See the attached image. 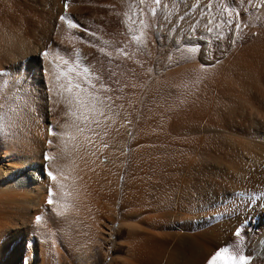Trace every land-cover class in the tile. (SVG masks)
<instances>
[{"label": "bare ground", "instance_id": "obj_1", "mask_svg": "<svg viewBox=\"0 0 264 264\" xmlns=\"http://www.w3.org/2000/svg\"><path fill=\"white\" fill-rule=\"evenodd\" d=\"M236 1L243 16L214 49L207 41L215 39L205 41L199 34L164 36L169 22L163 0H138L139 13L132 20L141 45L113 31L96 34L106 39L98 60L73 45L78 33L69 27L68 5L59 11L66 17L63 24L46 32L1 26L0 241L16 248L11 258L23 252L19 238L32 224L38 228L46 219L53 225L63 214L86 223L102 216V201L114 204L115 193L108 192L111 185L118 187L125 159L120 150L127 142L136 158L129 201L134 237L128 238L121 264H208L224 247L244 255L249 264H264V0ZM5 4L0 0V15L7 13ZM109 7L120 13L124 6L112 0ZM87 102L121 111L130 127L123 139L118 137L123 143L108 140L109 151L101 152L104 144H97L99 159L90 142L83 145L87 156L72 149L75 122L87 116L80 110ZM177 145L201 149L203 158L198 155L200 161L186 167V185L170 206L154 205L148 186L155 157ZM114 222L106 227L109 238ZM49 247L39 241L35 264ZM32 262L25 255L24 263Z\"/></svg>", "mask_w": 264, "mask_h": 264}, {"label": "rangeland", "instance_id": "obj_2", "mask_svg": "<svg viewBox=\"0 0 264 264\" xmlns=\"http://www.w3.org/2000/svg\"><path fill=\"white\" fill-rule=\"evenodd\" d=\"M5 1L6 2H4L3 0V3L7 4L4 5L5 9H7V13L5 15H2L1 13L0 16L2 17L0 19V23L2 22V24H0V27L3 24L7 26V27L4 26V28L6 29H12V28L22 29L28 27L37 30L38 32L49 31L52 27H54V25L55 27H60L63 24V20L60 19L62 15L59 14L60 8L65 5H68L69 8L68 12L72 13V15L71 13H69V17H71L69 20L72 23L78 25V27L75 28L70 27L75 31V33H78L77 34L78 36H76L78 43L77 44L74 43L73 45L75 47H78L81 51L83 50L84 52L83 51L82 52L84 53V55L85 54H87L88 56L91 55L90 56L91 58L92 57L96 58L97 56V60L102 55V51H103L102 48L104 47V43L106 39L97 37L96 34H103L105 37L108 32L113 31L116 34L123 36L126 39L128 38L130 39L135 34V31H133L134 29L133 26L135 24V21L133 20L136 19L139 13V10H137L139 9L138 0H128V1L120 0L121 4L124 6L121 9L123 11L120 10V13L119 11H116L114 8L109 7V2H112V0H72V1L71 0H5ZM164 1L167 2V4ZM113 2H119V0H113ZM163 2L165 3V5L168 6L167 10L165 11L168 14L167 17L169 22L166 24L167 27L165 26L164 29H162L164 36H173L174 34L175 36H178V35H183V33H194L196 35L199 34L198 36H201L202 39L205 41L212 40L214 38L215 40L207 41L211 49H214L217 43L220 42V40L222 41V39L216 41V39L219 38L220 34H222L221 36H223V40H224V38L233 30L232 28H234L236 23H239L237 22V20H240V18L243 16V11H242L243 9L241 8L240 4H239L240 6L239 5L236 6L238 3L236 0H163ZM164 3L162 4L164 5ZM70 4H72L73 6ZM75 4L77 5L75 6ZM231 5H233V7ZM130 6L132 7V9ZM163 11L164 9H162V12ZM166 12H163V14ZM125 13L127 16L125 15ZM19 16L20 19H18ZM3 18L8 19V20L5 19L7 21L6 24ZM127 18L130 20H128ZM27 19L29 22L27 21ZM71 19H73V21ZM13 20L15 21V23ZM22 21H26L25 22L26 25H24V27L20 26V23ZM131 21L134 23H131ZM209 21H213L212 27L216 29L212 33H209L207 28ZM225 21H229L230 26L226 25L224 23ZM15 25L17 27H15ZM217 25H221V27L217 28ZM2 28L3 27H1L0 31L2 30ZM130 29H132V31ZM206 31L208 32L206 33ZM130 33H132L133 35ZM211 42L214 43L211 44ZM84 43H93V45L96 47L84 48L82 46V44ZM158 77H159V81L164 80V76L159 75ZM0 79H1L0 80V88H1L4 80L3 76H1ZM89 103H91V101ZM89 103L86 106L83 105V107H80L81 108L80 110H82V112H84V114L87 115V116L85 115L87 118L86 117L83 118L81 117V115L78 116L81 117V119L83 118L84 120L79 121L80 118H78L79 120L77 119L78 121L76 120L75 125L79 124V126H77L79 130L75 128L76 130H74L75 132L73 134L74 137L77 138L74 139L76 140L75 143L74 140L71 141L73 142L71 143L73 144L74 147L73 148L71 146L73 151L77 152V154L80 156H83L84 154L86 156L88 155L87 153H84L87 151H85L86 148H84L85 146L83 147V145L85 144L88 146L89 142L91 143L90 145L94 151V155H96L95 154L96 149L98 151L101 150L100 147H98L99 143L104 144L103 147H101L104 150L102 149L101 152L104 151L105 153L109 151L108 149H111L109 145V141L114 140V137L117 140H119V138L123 139L125 136L122 137V135H126L127 133H129L130 130V127H128L129 126L128 122L125 120L123 121V119L121 120V118H124L122 117L123 114L121 111H120L121 114H119L117 109H114V107H112L113 109H111L110 107L111 111L114 112L116 110L118 112L117 114L116 112H114L115 113L114 115V113L110 112V110H108L105 106H104L105 108H102L103 106L102 107L100 106L102 108L101 109L99 108L98 104L96 105L92 104L91 106ZM118 114L122 116H119ZM261 122H264V120ZM75 125L73 126L75 127ZM111 138L113 139L111 140ZM122 139H120L119 142L118 141L117 142L119 144L123 143ZM77 144H79L80 146H78ZM177 146H178L177 148L176 146L174 147L176 149L172 148L173 150L170 149L166 152L158 154L159 157L158 156L155 157L154 166H156V168H154L155 170H153V173L154 172L155 173L152 174L150 178V181L151 180L152 181L151 184L149 183L150 186H148L151 187L149 190V195H150V200L152 199L151 201L153 202L154 205H157L158 201L159 202L161 201L160 203H158L159 205L165 203L161 206H165V207L170 206L171 204L170 205L167 204L173 203L176 200V197L179 196L177 194L180 193L181 190L180 188L186 185V178L188 176L187 173H188V168L190 166L189 165L190 162L191 163H194V161L198 162L200 161V159L198 160V158H200V156L202 157L201 149L198 150L197 148L193 149L194 147L187 149L186 146H183V148H181V145H177ZM184 147L185 149H187V152L184 149ZM70 149L68 150L71 151L72 149L71 150ZM196 151H198L199 154H197ZM96 153H97L96 155L97 159H99L100 152H96ZM104 153H101L102 163L107 162L106 155ZM120 154L122 156L125 154V159L122 164L123 166H121L120 168V172H119L120 175L117 180V183L119 181L118 187L113 186L112 189V185H111L109 188L111 190L108 192V193L111 192L110 193L111 195H114L115 193V195L113 196L114 204L109 205L108 203L110 202L111 204L112 203L111 201L103 200L102 201L103 206H101V209L102 207L105 206L104 208L105 211L104 209H102L101 211V213L103 214L102 216L99 214L98 217L97 216L92 217L91 222L86 223L79 220L77 221L76 218L68 217L65 216L64 214L63 215L60 214L61 215L60 218H56V221L58 219L59 220L57 222L55 221L56 223L60 222L59 224L53 222L52 225V223H50V221L46 219H45L46 222L42 223L41 226H38V228L37 226H34L32 224L31 225L32 228L29 227L31 230L27 228L28 230H26L25 235L19 238V241L21 242L22 246L24 245L23 246L24 249H22L23 252H20L17 258L15 259L11 258L12 252L14 251L13 245L8 244L7 246L6 245L7 243L5 241L3 245L1 244V242L3 241H0V264H25L24 263L25 255L31 258V261H33L32 264H35L36 261L35 256L37 255L36 254L37 252L35 251H37L36 246L39 243V241H43L45 243L50 244L49 249H51V251L50 250L48 251V249L46 250V252L48 253H45V256L43 260H41L42 262H40V264H118L119 262L121 264L120 260H122L126 256V250L128 247L127 243L128 241H130L131 237H134L133 234H131L130 236L129 233L131 226L134 224L130 218L129 201L131 198L130 195L132 193V186H133V174H132L134 169L133 165H135L136 163L135 160L136 158L131 156L130 145H128L127 142H126L125 151L120 150ZM96 156L95 157L93 156L91 160L95 159L96 161H98L96 159ZM196 158L198 161L195 160ZM187 166L188 168L186 169ZM179 185L181 187H179ZM222 194L223 193L221 192L218 195L219 198V199L217 198L218 201L221 200L223 196ZM103 211L106 213H104ZM65 217L67 218L65 219ZM111 219H113L115 222L112 227V238H109V236L105 231ZM1 222H7V221L3 220ZM82 226L84 227L82 228ZM91 226L92 227L96 226L95 227L96 232H94L95 230ZM89 228L91 229V231L93 230L92 232H94L93 233L94 235H92V233L89 231L90 230ZM27 231H29L28 234ZM52 241H54L55 243ZM26 250L28 251V253L31 252V254L28 255V253H26L27 252ZM37 258L38 257H36V259ZM16 259L18 260L16 261Z\"/></svg>", "mask_w": 264, "mask_h": 264}, {"label": "snow or ice", "instance_id": "obj_3", "mask_svg": "<svg viewBox=\"0 0 264 264\" xmlns=\"http://www.w3.org/2000/svg\"><path fill=\"white\" fill-rule=\"evenodd\" d=\"M144 0H141V3H143ZM154 3L159 4L160 0H153ZM67 7V5H66ZM152 15L155 16L156 15V10L155 9H151ZM61 20H65L66 17L61 16L60 17ZM212 23L213 21H209L207 28L209 33H212L213 31H215L216 29H214L212 27ZM226 25L230 26V22L229 21H225L224 22ZM144 25H142L143 27ZM69 27L75 28L78 27L77 24L72 23L71 21H69ZM221 25H217V28H220ZM240 26L237 25V31H239ZM220 39H223V36L219 37ZM133 40L137 43V45H141L142 44V40L140 39V37L137 36H133ZM43 55L45 57L48 56V53L45 52L43 53ZM4 128V124H3V117H0V130H3ZM50 134H55L50 132ZM46 159H51V157H45ZM48 175L51 177L52 180H56V176L53 175L51 172L48 173ZM49 204L53 203V200L50 198L48 200ZM41 217H37V222L39 223L41 221ZM208 264H249V261L246 259V257L242 254H238L236 251L234 250H230L227 247L221 248L219 249L212 257L211 259L208 261Z\"/></svg>", "mask_w": 264, "mask_h": 264}]
</instances>
